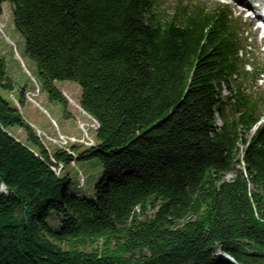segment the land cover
Segmentation results:
<instances>
[{"label": "trees", "instance_id": "1", "mask_svg": "<svg viewBox=\"0 0 264 264\" xmlns=\"http://www.w3.org/2000/svg\"><path fill=\"white\" fill-rule=\"evenodd\" d=\"M6 2L49 99L66 109L53 82H75L98 126L75 159L50 155L1 94L14 85L0 54V264H264V122L248 135L259 98L219 101L213 85L238 63L225 8L0 0V15ZM73 159L100 163L91 199L53 171Z\"/></svg>", "mask_w": 264, "mask_h": 264}, {"label": "rangeland", "instance_id": "2", "mask_svg": "<svg viewBox=\"0 0 264 264\" xmlns=\"http://www.w3.org/2000/svg\"><path fill=\"white\" fill-rule=\"evenodd\" d=\"M157 1L165 15H169L174 7V0ZM198 1L203 3V0H193V2ZM12 9L11 2L3 4L0 15V54L5 62L6 75L12 81L14 89L11 92L2 91L1 94L17 108L24 121L31 124L36 136L50 155L54 150H61L74 155L75 159V154L95 145L94 128L96 124L80 109L78 105L80 88L75 82L59 80L53 82L54 87L66 99V109L61 102L50 100L41 85H39V92L37 68L35 63L25 56L24 41L14 27ZM244 30L240 35L243 46L246 34ZM249 48L242 47L239 58L245 62L246 70L250 71L255 66L261 73L260 77L264 76V56L250 53ZM241 79L240 83L243 84L246 92L253 94L254 97L264 96V80L261 78V80ZM235 85L238 84L233 81L232 86ZM20 89L24 93L22 104L19 102ZM258 112L264 114V104H261ZM9 133L20 142L26 140V135L20 128L9 129ZM73 147H76L75 152L72 151ZM74 159L66 168L58 164L53 171L59 175L69 174L73 190L78 195L91 199L94 195V184L101 178L100 163L97 159L86 161H75ZM1 190L5 192L2 185L0 194ZM222 256L220 252L216 254V257ZM240 259L245 264H263L262 261L245 254H241Z\"/></svg>", "mask_w": 264, "mask_h": 264}, {"label": "bare ground", "instance_id": "3", "mask_svg": "<svg viewBox=\"0 0 264 264\" xmlns=\"http://www.w3.org/2000/svg\"><path fill=\"white\" fill-rule=\"evenodd\" d=\"M80 109H81V108H80ZM81 110H82V109H81ZM88 117H90V116L88 115ZM90 118H91V117H90ZM91 119H92V118H91ZM92 120L94 121V119H92ZM94 122H95V124H96V125H95V128H94V136H95V130L97 129V126H98V125H97L96 121H94ZM0 186H1V185H0ZM2 187H4V185H2ZM4 189H5V192H6L7 190H6L5 187H4ZM5 192H4L3 190H1V194L5 193Z\"/></svg>", "mask_w": 264, "mask_h": 264}, {"label": "water", "instance_id": "4", "mask_svg": "<svg viewBox=\"0 0 264 264\" xmlns=\"http://www.w3.org/2000/svg\"><path fill=\"white\" fill-rule=\"evenodd\" d=\"M221 258H225L233 261V258L226 253H223V256Z\"/></svg>", "mask_w": 264, "mask_h": 264}, {"label": "crops", "instance_id": "5", "mask_svg": "<svg viewBox=\"0 0 264 264\" xmlns=\"http://www.w3.org/2000/svg\"><path fill=\"white\" fill-rule=\"evenodd\" d=\"M24 103V102H23ZM44 111V110H43ZM28 123V122H27ZM30 126H31V124L30 123H28Z\"/></svg>", "mask_w": 264, "mask_h": 264}, {"label": "built area", "instance_id": "6", "mask_svg": "<svg viewBox=\"0 0 264 264\" xmlns=\"http://www.w3.org/2000/svg\"><path fill=\"white\" fill-rule=\"evenodd\" d=\"M1 185H3V184H1Z\"/></svg>", "mask_w": 264, "mask_h": 264}]
</instances>
